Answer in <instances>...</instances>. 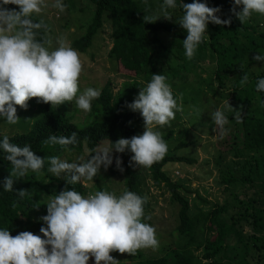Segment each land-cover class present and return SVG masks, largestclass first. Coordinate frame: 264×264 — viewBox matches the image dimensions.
I'll return each instance as SVG.
<instances>
[{"label": "trees", "instance_id": "16d2710c", "mask_svg": "<svg viewBox=\"0 0 264 264\" xmlns=\"http://www.w3.org/2000/svg\"><path fill=\"white\" fill-rule=\"evenodd\" d=\"M90 2L93 5L90 21L86 24L84 33L73 39L70 46L78 52H84L90 45L92 36L107 23L111 29V45L107 55L121 68L131 72V75H124L125 79L115 90L113 81L105 76L98 89L101 95L92 100L91 111L85 112L86 118H90L88 123L78 127L59 108L42 103L39 116L29 123L27 130L11 134L0 133V141L8 136L10 143L21 147L30 145L37 156L45 159L39 174L48 176V157H60L64 151L86 150L87 157L83 160L86 161L101 142L111 147L120 138L142 135L136 125L144 121L143 117L139 112L130 110L127 105L133 102L141 88L146 87L153 74H160V70L155 69L153 59L157 49L152 46L171 53L179 62L183 72L178 77L179 80L196 68L198 60L214 61L213 76L218 86L225 87L227 74L232 77L229 105H239L241 117L240 122H237L234 118L237 111H224L228 118L226 131L221 133L215 125L219 134L218 157L222 158L226 154L231 156L225 165L227 172L223 173L218 183L239 184L243 187L246 185L252 189L250 195L247 192L244 198L238 199L241 211L233 215L225 216V204H211L208 209L192 213L188 201L191 191L172 180L162 167L169 162L192 163L193 160L166 153L163 159L145 169L152 183L156 187L163 186L167 189L169 200L177 206V222L170 231L172 239L165 248H159V255L144 257L136 252L135 256L138 258L137 264H264V92L256 90L258 80L264 78V61L253 59L257 54H264V15L253 13L248 21L241 24L232 11L229 13L234 0H199L209 7L219 8L218 16L222 20L230 18L231 23L216 25L210 22L193 58L188 59L183 48L187 32L181 28L178 20L169 22L159 19L155 23H144V15H155L150 0ZM176 2L179 13L184 14L181 3H192L193 0ZM7 7L18 10L16 5ZM242 7L240 5L239 9L242 10ZM239 9L236 8V11H240ZM104 15L106 17L103 20ZM32 19L34 22H41L34 15ZM47 30L48 25L47 29L38 30L37 39H47ZM159 31L167 33L170 39L164 42L157 36ZM158 52L161 53L159 50ZM245 74L248 75V82L241 86L240 80ZM73 132L77 133V144L69 145L70 150H65L60 145L44 144L50 135L70 136ZM169 135L170 131L162 136L163 140ZM186 145L188 143L178 142L174 148ZM127 152L133 155L130 151ZM4 156L5 153L0 149V230L9 229L12 236H16L21 227L25 231L35 228L39 232L38 229L46 225L41 219H33L32 214L47 213L46 203L39 201V194L53 197V193L46 181H37L31 171L14 181L13 191H4L3 181L10 175L12 167ZM236 173L239 175L234 177ZM98 180V177H94V187L96 191H101ZM53 181L51 185L60 191L73 189L84 197L86 195L85 186L80 182L70 185L58 178ZM140 186L141 179L137 173L125 167L123 191H131L144 197ZM19 190H27L28 195L20 198L17 195ZM13 203L16 207H13ZM143 207L144 210L148 207L147 201ZM244 224L249 227L248 232H243ZM117 253L110 254L113 256Z\"/></svg>", "mask_w": 264, "mask_h": 264}, {"label": "clouds", "instance_id": "9594fccd", "mask_svg": "<svg viewBox=\"0 0 264 264\" xmlns=\"http://www.w3.org/2000/svg\"><path fill=\"white\" fill-rule=\"evenodd\" d=\"M7 5H16L18 10ZM242 10L236 11V6ZM183 16L178 24L187 32L183 40L185 56L192 59L198 45L203 41L208 24L228 25L231 19L222 20L219 8L193 0L181 3ZM47 7L46 0H0V117L10 125L19 121L17 106L27 109L28 101L57 107L75 99L77 107L91 111V102L101 95L100 90L87 88L77 97L78 81L83 66L79 53L63 39L58 47L51 49L52 41L38 40V30L47 25L34 22L33 14H39ZM52 7L63 12L66 5L55 0ZM177 7L176 0H164L162 17L171 20L168 9ZM239 8V7H238ZM233 14L243 24L253 13L264 15V0H234ZM161 16L144 15V23H155ZM264 61V54L253 57ZM248 82L245 74L241 86ZM258 92H264V78L256 84ZM133 112H139L144 120L142 135L120 138L111 147L96 150L86 161L67 162L58 156L48 157V171L56 177L62 175L68 184L93 181L101 166L107 169L113 163V151H130L131 161L137 166L150 168L164 158L168 151L157 126H170L175 112L182 111L174 98L170 85L163 74H153L146 87L141 88L133 102L127 105ZM229 107H231L229 105ZM198 111V110H197ZM240 122V112L234 117ZM212 120L221 133L226 131L228 118L217 110ZM44 144L60 145L70 150L69 145L77 144V133L70 136L50 135ZM4 158L10 162V175L3 181L4 191H13L15 180L25 177L29 171L39 173L44 166V158L35 154L31 146H18L4 136L0 141ZM121 160L116 159L120 171ZM20 198L28 195L27 190H19ZM146 197L125 191L117 197L114 193L97 191L87 197L73 189H65L56 194L46 204L47 214L41 217L45 226L40 227L41 235L21 231L16 236L9 229L0 230V264H88L94 257L95 264H118L110 253L119 252L134 256L139 249L155 248L158 240L154 227L141 222L144 216ZM13 207L16 204L13 203ZM43 237V238H42Z\"/></svg>", "mask_w": 264, "mask_h": 264}, {"label": "rangeland", "instance_id": "374dc122", "mask_svg": "<svg viewBox=\"0 0 264 264\" xmlns=\"http://www.w3.org/2000/svg\"><path fill=\"white\" fill-rule=\"evenodd\" d=\"M150 1L154 6L155 15L161 16L160 19L162 20L169 22L178 20L179 22L183 16L176 7L175 9H168L171 20L165 19L162 17L163 14L161 11L164 0ZM62 2L66 5L63 12L52 7L55 0H46L47 7L42 8L39 14H33L36 19L39 18L40 21L48 25L49 30L46 31V38L52 41L50 50H54L59 46L57 41L61 38L70 45L73 39L81 36L93 14V5L90 0H62ZM238 7L236 6L237 9H239ZM231 11L229 10V13H232ZM105 17L106 15L103 16V20ZM109 28L107 23H105L102 30H97L92 36L91 43L84 52H78L76 50L79 53L83 66L78 81L79 91L77 97L83 94L87 88L99 89L104 82L105 76H108L113 81L115 90L119 83L125 79L124 75H131V72L121 68L114 62L113 58L107 55V50L111 45V29ZM157 36L164 42L170 39L167 33H160V31L157 32ZM152 48L157 49L153 56L155 69L160 70L159 73L166 76V82L170 85L178 106L183 109L182 111L175 112V119L170 121V126H157L154 130L159 131L161 136L166 135L170 131V135L167 139H164L168 147L167 153L188 157L193 160L192 163L185 161L166 163L162 167L163 171L172 180L178 181L191 191V194L188 196L190 212L193 213L199 209H208L211 204H217L219 206L225 204V216L233 215L236 212L238 213L242 207L238 203V199L244 198L247 192L250 195L252 189L247 188L246 185L243 187L239 184L227 185L218 183L223 173L227 172L225 165L231 159V156H227L226 154L222 158L218 157L219 146L217 144V138L219 134L212 120V114L217 110L231 112L238 111L239 109V105L229 107V93H231L230 80L232 77L227 74L225 87L218 86L213 76L214 61L204 59L201 61L198 60L196 68L187 72L185 78L179 80L178 77H181L183 74L180 65H178L179 62L173 58L171 53L162 51L155 46H152ZM229 77L230 79L228 80ZM41 104L42 102L38 103L36 98H32L28 101L27 109H22L17 106V116L20 119L15 125L8 124L5 118L0 117V133L11 134L27 130L29 123L39 116ZM57 108L71 117V121L78 127L88 123L90 120V118H86L85 111L77 107L75 99L72 102L61 104ZM136 128L143 134L145 131L144 121L136 125ZM178 142H186L188 145L181 148H174ZM104 147L108 146L105 142H101L96 150ZM112 156V165L107 169L101 166L100 172L96 176L99 179L98 185L101 187V191L114 193L119 197L124 193V168L127 167L137 173L141 179L140 188L148 203L141 222L154 227L155 236L158 240L157 247L142 248L137 252L144 257L159 255V248H165L168 241L170 242L172 239L170 231L177 222V206L169 200V192L167 189L163 186L156 187L152 183L145 167L137 166L131 161V154L127 151L120 154L113 151ZM86 157L87 151L81 150L78 152L64 151L59 158L70 163H81L83 162L81 158L84 160ZM117 158L121 160L120 167L123 168V171H120L116 166ZM34 175L37 181L41 183H45L46 181V185L50 187L53 197L60 192L57 187L51 185V183H54L53 179L58 178L61 181H66L63 175L56 177L49 171L48 176L39 173H34ZM238 175L236 173L234 177ZM80 183L85 186V197L97 192L94 187V180H85ZM53 197L39 194V201L47 204ZM46 214L44 212H38L32 214V217L38 220ZM25 230L21 227L18 233ZM242 230L243 232H248L249 227L244 224ZM27 231L41 235L40 231L37 232L35 228L28 229ZM113 257L118 260V264H137L138 259L135 255L132 256L127 253L120 254L119 252L113 255ZM88 264H95L94 257L90 258Z\"/></svg>", "mask_w": 264, "mask_h": 264}]
</instances>
